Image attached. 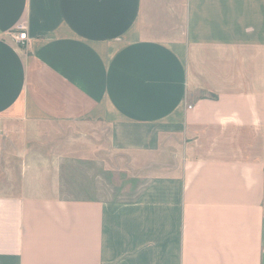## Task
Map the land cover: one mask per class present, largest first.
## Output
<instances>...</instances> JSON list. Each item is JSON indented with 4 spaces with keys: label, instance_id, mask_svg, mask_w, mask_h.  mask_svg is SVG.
Listing matches in <instances>:
<instances>
[{
    "label": "crops",
    "instance_id": "0c3cea01",
    "mask_svg": "<svg viewBox=\"0 0 264 264\" xmlns=\"http://www.w3.org/2000/svg\"><path fill=\"white\" fill-rule=\"evenodd\" d=\"M0 123V264H264V0H0Z\"/></svg>",
    "mask_w": 264,
    "mask_h": 264
},
{
    "label": "rangeland",
    "instance_id": "374dc122",
    "mask_svg": "<svg viewBox=\"0 0 264 264\" xmlns=\"http://www.w3.org/2000/svg\"><path fill=\"white\" fill-rule=\"evenodd\" d=\"M72 159L73 158H71L70 160L72 161ZM107 159L110 164L107 176H105L104 170L100 172L101 169L97 167H93V169L84 167H77L76 169L69 168V171H76L77 173H79V171H82L80 175L78 174L79 176H81L82 180L84 177V171H92V176L94 179H96V181L100 182L102 180L104 182L105 195L110 198H132L139 191V189L144 186L146 178L132 176L129 174L127 168L117 167L118 163H123L121 162V157L118 158L114 154L107 153Z\"/></svg>",
    "mask_w": 264,
    "mask_h": 264
},
{
    "label": "built area",
    "instance_id": "2783aa9c",
    "mask_svg": "<svg viewBox=\"0 0 264 264\" xmlns=\"http://www.w3.org/2000/svg\"><path fill=\"white\" fill-rule=\"evenodd\" d=\"M17 31L14 32V38L16 41H18L19 43H24L28 40V32H27V28L24 24H20L18 25ZM3 128L2 125L0 123V134L2 133Z\"/></svg>",
    "mask_w": 264,
    "mask_h": 264
}]
</instances>
